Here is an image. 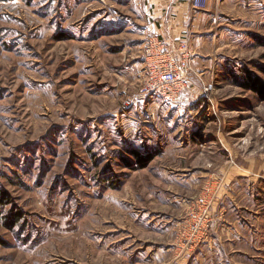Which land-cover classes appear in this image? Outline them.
<instances>
[{
    "label": "rangeland",
    "instance_id": "obj_1",
    "mask_svg": "<svg viewBox=\"0 0 264 264\" xmlns=\"http://www.w3.org/2000/svg\"><path fill=\"white\" fill-rule=\"evenodd\" d=\"M129 3L0 0V264H264V0L174 101L138 98Z\"/></svg>",
    "mask_w": 264,
    "mask_h": 264
},
{
    "label": "crops",
    "instance_id": "obj_2",
    "mask_svg": "<svg viewBox=\"0 0 264 264\" xmlns=\"http://www.w3.org/2000/svg\"><path fill=\"white\" fill-rule=\"evenodd\" d=\"M130 1L132 3H129L128 10L134 11V14L131 13L128 17L132 21L131 25L135 28V32L139 35L137 39L131 38L129 40L136 42L133 49L135 51L138 49L137 46L140 44L138 38H141L145 31L169 43L187 38L193 52L191 62L193 68L199 59L205 55L204 52L210 44L209 42H215L218 27L222 25L223 20L233 17L232 0H208L203 10L194 9L192 0ZM131 6L134 8L131 9ZM138 59L137 65L141 66L143 59L141 56ZM238 223L234 222V225ZM211 239L204 245L206 248L211 246ZM174 261L177 264H192L194 259L192 256H184V258Z\"/></svg>",
    "mask_w": 264,
    "mask_h": 264
},
{
    "label": "built area",
    "instance_id": "obj_3",
    "mask_svg": "<svg viewBox=\"0 0 264 264\" xmlns=\"http://www.w3.org/2000/svg\"><path fill=\"white\" fill-rule=\"evenodd\" d=\"M208 0H192V6L196 10H203ZM141 56L144 60L142 83L138 98L145 101L151 98H163L174 101L183 94L190 83L193 72V52L187 38H182L174 43L161 40L158 37H149L142 46ZM188 231L192 237L198 239L191 241V245H197L207 240V217L190 216ZM186 232V230H185Z\"/></svg>",
    "mask_w": 264,
    "mask_h": 264
},
{
    "label": "trees",
    "instance_id": "obj_4",
    "mask_svg": "<svg viewBox=\"0 0 264 264\" xmlns=\"http://www.w3.org/2000/svg\"><path fill=\"white\" fill-rule=\"evenodd\" d=\"M260 80L259 79H255V80H249V87L252 89H255L257 93L262 92V90L260 89V87L258 86L260 84ZM138 162H140L142 165H144L145 163H147L146 159L141 158L140 156H137ZM2 200H0L1 203ZM20 215V214H19ZM15 226V223L12 225V227ZM11 227V228H12Z\"/></svg>",
    "mask_w": 264,
    "mask_h": 264
}]
</instances>
